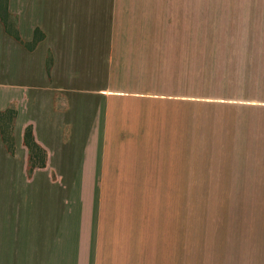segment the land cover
Instances as JSON below:
<instances>
[{
    "label": "crops",
    "instance_id": "1",
    "mask_svg": "<svg viewBox=\"0 0 264 264\" xmlns=\"http://www.w3.org/2000/svg\"><path fill=\"white\" fill-rule=\"evenodd\" d=\"M144 1L6 0L22 40L43 33L28 50L0 21L10 68L24 75L5 83L24 92L23 107L18 91L6 98L17 110L15 145L28 159L31 124L46 161L27 173L12 166L25 157L0 152V264H264V0L151 2L162 6L151 13ZM192 16L215 38L199 63L217 67L215 87L200 91L201 204L177 211L145 206L141 189L81 187L102 179L100 155L86 161L81 150L104 147L113 101L161 90L173 98L171 86L191 84L166 78L192 62Z\"/></svg>",
    "mask_w": 264,
    "mask_h": 264
},
{
    "label": "rangeland",
    "instance_id": "2",
    "mask_svg": "<svg viewBox=\"0 0 264 264\" xmlns=\"http://www.w3.org/2000/svg\"><path fill=\"white\" fill-rule=\"evenodd\" d=\"M144 2L145 11L151 13L150 9L153 7L162 6L147 3L161 2L163 7H166L165 3L170 0H145ZM167 7L174 6L167 5ZM0 9H2V1H0ZM176 19L178 20V17ZM6 22H12V18L7 17ZM190 22L192 62L172 65L171 74L176 73L177 75L166 79L172 82L190 81L191 84L171 86L175 91L173 98L164 94L171 93V91L161 90L160 97L145 96L141 97V100L136 99L126 103L113 101L106 131L100 137L104 142V147L100 150L95 148L84 150L82 148L81 150L84 156L82 158L86 161L88 157L89 160H94L96 155H100L99 172L102 179L98 181L81 180L79 182L81 187L113 190L141 189L147 195L144 197L145 206L174 205L177 211L186 205L199 206L201 204V176L206 155L205 152L203 155L201 149L200 91L203 88L204 92L210 93L215 87L213 83L216 81L212 75L217 67L210 60L207 64L200 65V49L205 45L213 44L215 38L209 35V32H204L199 20L194 16L191 17ZM4 46L1 40L0 102L5 100L4 102L8 103L6 107H14L16 113L12 121H9L6 115L3 116L4 129L7 135L12 136L13 151H8L0 135L3 146L0 152L16 156L17 161L25 157L22 162L18 161L12 166L13 168L18 166L19 171L22 167L23 171L27 172L24 147L17 150L15 145L14 119L17 115L15 102L6 99L9 95L16 94L18 90L16 91L11 86L14 81L22 80L24 75L11 70L9 61L12 52L9 51V44ZM185 73L190 75L184 77ZM202 80L207 81L208 84L201 85ZM209 82L212 83L209 84ZM5 83H11V86H5ZM18 95L23 107L24 92L18 91ZM55 102L61 105V98L57 97ZM63 137L65 138V135ZM204 168L205 170L207 168L205 164ZM45 171L55 178L54 169H49L47 166ZM85 172L92 173L93 166L85 168ZM149 190L158 191L150 194L160 196H148L146 192ZM166 194H171V196H165Z\"/></svg>",
    "mask_w": 264,
    "mask_h": 264
},
{
    "label": "trees",
    "instance_id": "3",
    "mask_svg": "<svg viewBox=\"0 0 264 264\" xmlns=\"http://www.w3.org/2000/svg\"><path fill=\"white\" fill-rule=\"evenodd\" d=\"M2 1V9H0V21L3 24L4 31L11 37H13L15 40H17L20 44H22L26 49L32 50L35 46V44L43 38L42 31L35 27L33 30V35L30 41H24L20 38L18 30L15 25V17L11 15L7 10V2L6 0H0ZM11 17L12 22H6V18ZM12 26V27H11ZM51 54L48 53L45 60V67L47 70V73L49 71L50 65H51ZM15 109L12 106L5 107L3 110H0V135L3 143L5 144L6 148L9 152L13 151V144H12V136L11 134L7 135L5 129H4V122H3V116L6 115V117L9 119V121H12V119L15 116ZM10 128V127H9ZM23 144L27 148L28 153V159H27V173L32 172V170L35 167H43L45 166L46 161V151L44 148H42L34 139L33 133H32V125L26 124L23 130Z\"/></svg>",
    "mask_w": 264,
    "mask_h": 264
}]
</instances>
